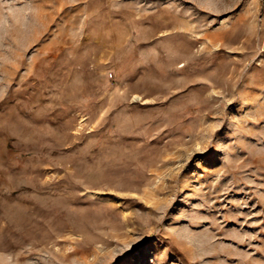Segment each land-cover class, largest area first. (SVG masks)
I'll list each match as a JSON object with an SVG mask.
<instances>
[{
	"label": "rangeland",
	"instance_id": "374dc122",
	"mask_svg": "<svg viewBox=\"0 0 264 264\" xmlns=\"http://www.w3.org/2000/svg\"><path fill=\"white\" fill-rule=\"evenodd\" d=\"M0 264H264V0H0Z\"/></svg>",
	"mask_w": 264,
	"mask_h": 264
}]
</instances>
